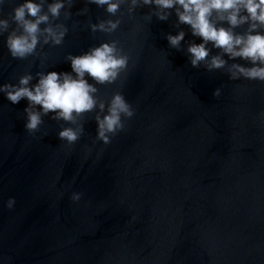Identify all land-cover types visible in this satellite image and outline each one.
Wrapping results in <instances>:
<instances>
[{
  "label": "water",
  "instance_id": "obj_1",
  "mask_svg": "<svg viewBox=\"0 0 264 264\" xmlns=\"http://www.w3.org/2000/svg\"><path fill=\"white\" fill-rule=\"evenodd\" d=\"M71 12L64 44L42 49L43 68L13 59L0 37V83L71 71L68 53L116 39L129 69L99 95L122 92L135 116L105 145L87 114L70 145L50 116L28 133L26 101L0 94V264H264V83L192 67L185 42L177 50L166 39L174 12L147 23V7L124 9L111 36L87 28L103 9L76 0ZM181 27L186 42H200Z\"/></svg>",
  "mask_w": 264,
  "mask_h": 264
},
{
  "label": "clouds",
  "instance_id": "obj_2",
  "mask_svg": "<svg viewBox=\"0 0 264 264\" xmlns=\"http://www.w3.org/2000/svg\"><path fill=\"white\" fill-rule=\"evenodd\" d=\"M76 0H0V37L15 60L40 59L45 67L46 45L61 46L69 33L65 21L71 19ZM103 9L106 18L91 20L87 28L111 36L122 24V13L135 16L137 9L147 7L143 20L151 23L153 16L167 21L176 16V34L168 33L169 47L184 48L192 67L208 72L225 70L230 80L264 83V0H86ZM11 10L8 11L7 9ZM89 8L79 15H87ZM63 17V20L61 19ZM186 25L196 39L185 41ZM216 50L215 53L213 50ZM71 71H26L18 81L0 83V94L18 105L26 101L24 128L30 134L41 131L44 117L62 121L60 140L76 143L84 134V117L94 114L96 139L105 145L125 130L126 122L135 116V109L125 95L116 91L109 100L99 95L100 87L112 85L129 69L130 55L116 39L105 40L79 55L68 53ZM230 61H232L230 63ZM242 61V62H240ZM35 81V82H34ZM221 88L213 96L219 98ZM264 121V111L259 113ZM81 193L72 194L73 201ZM15 198L6 203L9 209Z\"/></svg>",
  "mask_w": 264,
  "mask_h": 264
}]
</instances>
